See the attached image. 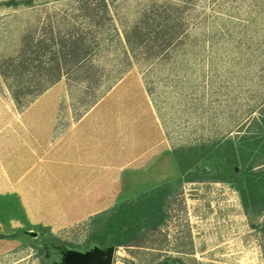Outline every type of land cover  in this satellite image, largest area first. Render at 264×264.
<instances>
[{
    "label": "rangeland",
    "instance_id": "374dc122",
    "mask_svg": "<svg viewBox=\"0 0 264 264\" xmlns=\"http://www.w3.org/2000/svg\"><path fill=\"white\" fill-rule=\"evenodd\" d=\"M106 1L110 10L105 26L111 30L105 28V34L114 33L115 24L123 38L125 27L165 8L180 30L178 41L157 56L141 54L99 98L127 67L120 37L111 36L94 57L100 83L63 75L22 109L0 71V111H58L59 127L99 102L104 109L124 112L117 127L120 166L110 169L116 173L102 197L62 193L60 201H51L48 194L36 201L22 198L32 193L17 191L20 184L0 195V264H74L75 252L106 247L89 240L92 215L183 177L175 147L241 133L264 108V0ZM81 3L0 0V60L18 51L27 32L75 15ZM97 27L92 23L94 33L101 35ZM112 96L128 102L112 101ZM127 109L135 111L132 125ZM143 120L146 124L138 122ZM234 169L216 156L195 167L198 174ZM43 191L47 193L46 187ZM32 207L40 216L36 221L26 214ZM165 209L161 224L138 233L129 229L135 237L115 246L112 264H155L167 255L186 264H264V210H247L236 182L184 180L168 196Z\"/></svg>",
    "mask_w": 264,
    "mask_h": 264
},
{
    "label": "trees",
    "instance_id": "16d2710c",
    "mask_svg": "<svg viewBox=\"0 0 264 264\" xmlns=\"http://www.w3.org/2000/svg\"><path fill=\"white\" fill-rule=\"evenodd\" d=\"M81 2L75 15L64 17L63 20H50L39 32H27L18 51L0 60L1 74L20 109L63 75L99 82V67H96L94 57L111 36L120 37V42L123 41L122 60L126 61L127 67L119 69V74L110 80L97 98L108 90L141 54L147 57L157 56L178 41L180 30L176 23L170 21L165 8H159L153 16L146 15L145 20L125 27L122 38L111 14L114 33L104 32L105 28L111 30L105 26L104 18H109L110 10L106 0ZM92 23L98 26L97 30L102 31L101 35L94 33ZM115 56L119 57V52ZM173 152L183 177L164 182L92 215L89 220L90 241L104 246L129 244L135 237L130 236L129 229L138 233L144 229L142 227L149 228L161 224L167 215L165 201L184 180L206 177L232 180L236 182V188L247 210L251 211L252 207L257 209L256 212L264 210V187L255 183L257 181L261 185L264 184V108L241 133L212 141L177 146ZM207 156L219 157L225 165L238 169H234V173L204 170L198 174L195 167ZM109 235L111 239L108 238ZM155 264L186 263L178 256L167 255Z\"/></svg>",
    "mask_w": 264,
    "mask_h": 264
},
{
    "label": "crops",
    "instance_id": "0c3cea01",
    "mask_svg": "<svg viewBox=\"0 0 264 264\" xmlns=\"http://www.w3.org/2000/svg\"><path fill=\"white\" fill-rule=\"evenodd\" d=\"M104 105L97 103L65 127H59L58 111H0V195L19 189L15 184H20L17 191L32 193L22 198L36 201L47 194L51 201H60L62 193L71 198L102 197L110 175L116 173L110 169L120 166L117 127L123 121L118 116L124 114L104 109ZM126 111L132 125L135 111ZM28 205L36 206L34 202ZM26 214L35 221L40 217L33 207Z\"/></svg>",
    "mask_w": 264,
    "mask_h": 264
},
{
    "label": "water",
    "instance_id": "95a60500",
    "mask_svg": "<svg viewBox=\"0 0 264 264\" xmlns=\"http://www.w3.org/2000/svg\"><path fill=\"white\" fill-rule=\"evenodd\" d=\"M115 246H95L94 250L73 254L71 262L74 264H112Z\"/></svg>",
    "mask_w": 264,
    "mask_h": 264
}]
</instances>
